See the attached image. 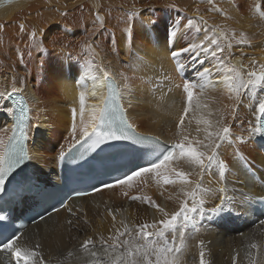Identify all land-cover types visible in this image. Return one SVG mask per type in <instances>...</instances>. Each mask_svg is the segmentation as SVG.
I'll return each mask as SVG.
<instances>
[{
	"label": "bare ground",
	"instance_id": "obj_1",
	"mask_svg": "<svg viewBox=\"0 0 264 264\" xmlns=\"http://www.w3.org/2000/svg\"><path fill=\"white\" fill-rule=\"evenodd\" d=\"M256 4H260L264 10V0H0V60L3 61L0 64V90H10L12 77L18 81L23 79L26 83L22 95L29 100L34 122L40 124L39 128L32 130L28 141L34 159L28 162L26 172V176L38 185L39 190L34 191L26 203L18 201L4 204L0 201V208L8 206V209L37 211L44 205L47 190L58 183L59 152L61 149L66 151L72 142V109L77 110L75 123L79 138L81 118L78 94L81 84L91 86L90 80H81L88 59L81 47L85 40L97 47V62L109 68L113 75L121 71L132 75L131 68L126 65H136L137 57L149 60V65L136 72V76L152 79L154 87L149 88L140 79H135L134 93L125 97L129 119L138 132L158 137L169 145L179 142L181 134L192 140H203L205 126L197 124V120L201 117L213 121L219 119L221 111H228L224 106L232 102L227 99L223 86H210L203 96L199 95L197 88L198 100L193 101V109L185 118L183 129L178 127L187 107V97L182 88L174 85L182 84L183 80L202 83L196 70L212 68L215 58L201 51L198 55V59L204 61L201 65L190 58L191 54H184L180 58L185 65L181 78L175 62L170 58V51L186 47L189 43H198L205 33H197L194 28H182L165 47V25L170 32L174 21L185 25L191 19L202 29L220 26L234 30L237 38L240 33H244L248 38L246 44H237L232 40V48L220 55L227 60L231 54L232 64L234 60L241 59L244 70H258L253 60L257 64H264V19L255 11ZM115 7L122 8L130 16L136 14L126 22L127 27L134 23L131 51L124 43L125 30L117 28V24L114 28L111 20H108L106 11ZM97 16L102 18L103 27H100ZM150 20L157 21V24L149 25ZM203 21H207V24ZM21 25L24 27L23 32L20 30ZM31 31L38 33V39L43 41L47 52L31 47ZM27 38L29 47L22 44ZM156 42H159V47H154ZM22 45L24 49L20 50ZM19 53H23L24 63L17 59ZM219 75L213 71L214 82ZM129 100L131 108H128ZM198 101L200 107L196 106ZM94 103L96 101L93 98L87 99L85 121ZM210 112L212 115H209ZM250 119L251 112L244 106L239 109L237 119L228 116L226 122L231 125L235 137L243 135L247 138V121ZM11 124L12 119L0 113V129L10 128ZM261 140L257 136L247 144H225L220 149L221 158L230 169L228 187L236 190L238 199L242 193L255 198L264 196V145ZM237 148L248 159L255 177L242 167L236 155ZM175 166L191 172V178L197 179L199 169H192L183 161ZM203 183L206 187L217 188L215 172L206 174ZM14 187L11 183L6 184V191L0 193V199L11 194ZM177 192L178 186L164 185L161 178L145 174L134 180L131 186L120 184L93 196L70 201L63 210L34 226L29 225L19 242L30 248L39 245L36 250L48 264H90L91 257L81 248L86 239L95 241L96 250L99 251V238L115 236L121 221L133 227L145 222L158 223L161 219V214L154 207L143 200H133V196L150 197L156 204L172 212L178 207ZM169 196L173 199H169ZM211 204L210 200L206 206L210 207ZM69 208L74 211V215H69ZM254 211L251 205L244 211L243 215H253L243 218L246 222L244 226L239 225V221L219 226L204 222L201 226L196 223L193 230L188 227L181 229L184 246L180 253V264H200L201 242L206 264H250V260L264 264V218L256 216ZM113 215L116 217L115 222ZM196 228L200 230L196 231ZM252 243L259 246L258 250L250 247ZM69 253L72 255L69 256ZM0 264H14V258L6 252H0Z\"/></svg>",
	"mask_w": 264,
	"mask_h": 264
},
{
	"label": "snow or ice",
	"instance_id": "obj_2",
	"mask_svg": "<svg viewBox=\"0 0 264 264\" xmlns=\"http://www.w3.org/2000/svg\"><path fill=\"white\" fill-rule=\"evenodd\" d=\"M11 2V0H9ZM255 11L261 19H264V10L260 4L255 5ZM132 13L130 20L135 17ZM100 27H103V20L97 16ZM163 23V22H161ZM206 25L207 21H203ZM157 21L150 20L149 25L155 26ZM195 29L197 33L203 31L204 37L198 43H189L186 47L170 51V58L176 64V70L182 74L185 68L181 57L188 53L190 58L198 64L203 65L204 61L198 59L199 52L215 58L212 68L203 67L196 70V75L202 83H193L183 80L182 84H175L176 88H182L187 97V107L184 109L178 127L183 129L184 120L193 109V101L198 100L196 89L199 88V95L210 86H223L227 99L232 103L225 105L227 112L221 111L219 119L213 121L201 117L197 124L205 127L204 139L192 140L188 136L181 134V139L174 145L166 146L158 137L141 134L136 130L133 122L129 119L128 110L125 107V97L131 96L135 89L133 81L140 79L149 88L154 87L153 81L147 77H137L142 67L149 65V60L145 57H137V64L130 67L132 75L126 72H119L113 75L109 68L97 62L99 53L97 47L88 40H85L81 47L88 55L84 74L81 80H90L91 86L81 84V91L78 94L80 105V135L77 138V125L75 118L76 108L72 109L73 124L71 127L72 142L65 151L61 149L58 155L59 160L70 157L72 160L82 159L88 153L102 149V146L110 142H127L133 146H139L152 150V159L147 164L139 166L137 169L126 174L117 183L131 186L134 180L145 174H154L162 179L164 185L178 186L176 198L178 207L175 211L169 212L151 200L150 197L133 196V200H143L149 206L154 207L161 214V219L154 223H142L129 227L121 221V227L116 228V235L107 239L99 238L100 250H96V242L91 238L86 239L81 248L91 257L90 264H180V253L184 246L183 232L181 229L187 228L190 224L195 227L197 220L205 217L210 219H225L233 216L240 217L244 211L248 210L249 202L256 199L246 194H241L238 199L235 189L228 187V174L230 169L228 164L221 158L220 149L223 145L235 146L247 144L254 137L264 139V64H257L253 60L258 70H244L241 64L239 67L230 63L232 56L229 54L227 60L220 54L226 49L232 48V40L237 44H246L248 38L244 33L239 34L234 30H226L217 26L215 28H201L193 20H187L185 25L179 21H174L169 32L165 25L164 46L166 47L171 37H176L182 30ZM23 32V25L20 26ZM211 33L210 35L208 33ZM31 47L47 52L43 46V41L38 39V33H29ZM134 39V23L125 29L124 43L132 50ZM159 42L154 43V47H159ZM31 55V52H29ZM17 59L24 63L23 53H19ZM3 61L0 60V64ZM220 75L215 80L212 79L213 71ZM167 79V77H165ZM11 88L0 90V113L7 114L12 119L10 128L0 129V193L6 191V184L17 181L19 188L15 193L20 202L26 203L34 191H38V185L26 176L25 164L31 162L34 157L30 154L28 141L34 128H39L40 124L34 122L32 109L29 100L22 95L25 81L11 78ZM19 85V86H18ZM91 97L96 103L92 104L88 110V119L85 121L84 113L87 109V99ZM7 102V103H5ZM197 107H200L199 101ZM207 107V104L203 105ZM246 106L251 112L252 119L247 121V138L243 135L235 137L230 124L226 121L228 116L233 120L237 119V113L241 107ZM132 107L131 100L128 101V108ZM209 115H212L210 112ZM199 130V129H198ZM236 155L239 157L242 167L255 177L248 159L237 148ZM183 161L192 169H199L197 179L193 180L192 173L179 169L176 163ZM215 172L218 187L213 189L206 187L203 183L206 174ZM159 183V181H158ZM109 184L107 187H114ZM85 195V193H77ZM169 199H173L169 196ZM212 201L210 207L206 206ZM259 203L264 205V196L259 198ZM64 207H67L65 204ZM60 209H57L59 211ZM68 211L71 214L72 210ZM111 215V213H110ZM7 219L0 215V222ZM115 222L116 217L112 216ZM72 223L71 220L68 221ZM264 223V221H262ZM196 228V231H199ZM23 233H13L12 236L0 242V252H6L14 258V264H46L40 252L34 247H27L20 243ZM172 237L169 239V237ZM121 237H124L121 240ZM179 240V247L177 246ZM112 241V243H108ZM200 264H206L203 242H201ZM257 249L255 243L250 245ZM104 253V255H101ZM72 254L69 253V256ZM250 264H256L255 260H250Z\"/></svg>",
	"mask_w": 264,
	"mask_h": 264
},
{
	"label": "rangeland",
	"instance_id": "obj_3",
	"mask_svg": "<svg viewBox=\"0 0 264 264\" xmlns=\"http://www.w3.org/2000/svg\"><path fill=\"white\" fill-rule=\"evenodd\" d=\"M169 1H173V0H169ZM112 13V14H111ZM115 13V14H114ZM122 13V14H121ZM224 13V12H223ZM106 14H107V16H108V20H111V24H112V26L115 28V26H116V24L118 25L117 26V28L119 27V29L121 30V31H123V30H125L126 28H127V25L128 24H126V22H128L129 21V19H130V15L128 14V13H124V10L122 9V8H119V7H115V8H113V9H108L107 11H106ZM112 15V16H111ZM117 17H116V16ZM243 16H246V13H243L242 14ZM115 18H114V17ZM111 18V19H110ZM115 19V20H114ZM121 19V20H120ZM114 20V21H113ZM120 22V23H119ZM124 22V23H123ZM119 23V24H118ZM115 24V25H114ZM126 25V27L124 26V25ZM122 25V26H121ZM119 29H117L118 31H119ZM120 31V32H121ZM23 45H26L27 47H29V44H30V41L28 40V38L26 39V41H24L23 43H22ZM20 46V50H23L24 49V46ZM23 47V48H22ZM75 208H76V206H75ZM72 213H74V211L72 212ZM69 215H72L71 213H69ZM46 264H48V263H46Z\"/></svg>",
	"mask_w": 264,
	"mask_h": 264
},
{
	"label": "water",
	"instance_id": "obj_4",
	"mask_svg": "<svg viewBox=\"0 0 264 264\" xmlns=\"http://www.w3.org/2000/svg\"><path fill=\"white\" fill-rule=\"evenodd\" d=\"M241 62H242L241 59H236V60L233 61V63H234L235 65H237V66L240 65Z\"/></svg>",
	"mask_w": 264,
	"mask_h": 264
}]
</instances>
